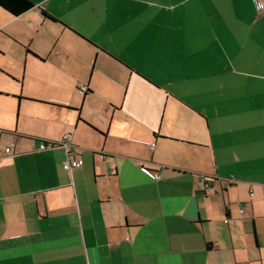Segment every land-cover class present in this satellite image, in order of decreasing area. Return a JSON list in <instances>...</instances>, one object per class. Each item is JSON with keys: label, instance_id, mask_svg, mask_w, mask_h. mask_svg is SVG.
<instances>
[{"label": "crops", "instance_id": "0c3cea01", "mask_svg": "<svg viewBox=\"0 0 264 264\" xmlns=\"http://www.w3.org/2000/svg\"><path fill=\"white\" fill-rule=\"evenodd\" d=\"M31 1L0 7V264H264V0Z\"/></svg>", "mask_w": 264, "mask_h": 264}, {"label": "built area", "instance_id": "2783aa9c", "mask_svg": "<svg viewBox=\"0 0 264 264\" xmlns=\"http://www.w3.org/2000/svg\"><path fill=\"white\" fill-rule=\"evenodd\" d=\"M257 7L260 11H264V4L263 3H257ZM78 89L82 93H85L88 90L87 86H85V85H80L78 87ZM71 145H72L71 133L66 132L58 140H42L39 144V149L43 150V149H50V148H54V147H62L66 152V159L63 162V168L65 171L70 172L73 168L78 167L83 163V160L81 158H77L75 156V152L70 149ZM12 147H13V144L6 147L4 149V153L5 154H11L12 153ZM103 157L104 156L102 154L99 155L100 159H103ZM143 170L146 171L148 173V175L154 180H159L162 178V175L160 172L152 173V172H150L144 168H143ZM201 180L204 182L205 187L209 186V183L207 181V176L203 175L201 177ZM240 212H241V210H240Z\"/></svg>", "mask_w": 264, "mask_h": 264}, {"label": "trees", "instance_id": "16d2710c", "mask_svg": "<svg viewBox=\"0 0 264 264\" xmlns=\"http://www.w3.org/2000/svg\"><path fill=\"white\" fill-rule=\"evenodd\" d=\"M34 6L31 0H0V7L12 15H20Z\"/></svg>", "mask_w": 264, "mask_h": 264}]
</instances>
